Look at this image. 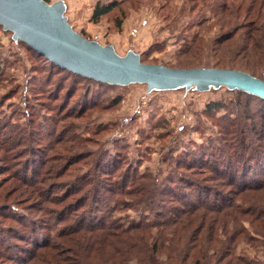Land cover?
<instances>
[{
	"label": "trees",
	"instance_id": "1",
	"mask_svg": "<svg viewBox=\"0 0 264 264\" xmlns=\"http://www.w3.org/2000/svg\"><path fill=\"white\" fill-rule=\"evenodd\" d=\"M209 2L220 33L210 42L193 37L180 51L188 63L178 68L236 69L264 80V0ZM118 6L117 1L97 3L92 21ZM205 52L211 60L202 63ZM43 58L61 72L93 81ZM230 120L219 140L183 153L163 177L124 168L126 158L108 152L95 157L91 170L69 171L93 155L73 145L62 148L69 158L50 159L48 129L41 133L37 123L28 134L0 123V170L19 161L24 165L12 171V188L0 191V263L254 264L237 251L241 244L264 245V109L251 127L237 117ZM14 131L19 135L11 136ZM229 135L235 138L230 141ZM73 136L57 143L81 140ZM59 160L63 166L51 163ZM25 204L36 217L15 212L14 206ZM126 210L141 215L123 223L117 214ZM5 221L15 226H3Z\"/></svg>",
	"mask_w": 264,
	"mask_h": 264
},
{
	"label": "rangeland",
	"instance_id": "2",
	"mask_svg": "<svg viewBox=\"0 0 264 264\" xmlns=\"http://www.w3.org/2000/svg\"><path fill=\"white\" fill-rule=\"evenodd\" d=\"M57 1H64L68 22L82 36L103 46H113L121 56L132 50L146 64L173 68L181 66L180 63L186 65L188 58L180 54L185 44H190L195 36L210 42L220 33L214 26L209 0H50L48 3ZM115 1L119 3L116 9L99 22L92 21L97 3ZM212 1L217 4L220 0ZM200 56L202 63L211 60L208 52ZM214 103L220 108L211 110L209 106ZM86 106L89 109L82 113ZM261 109L264 103L259 98L224 87L205 92L180 89L149 93L142 84L100 85L74 77L50 66L25 44L15 42L12 33L0 26V123L25 128L28 134L37 123L44 128L41 133L49 130L53 134L46 136L53 141L47 152L50 159L61 155L69 158L72 154L63 152L62 148L73 145H79L84 155H93L87 158L88 164L84 161L71 164L69 171L91 170L95 157L108 152L124 156L128 163L124 168L149 170L163 177L183 153L205 146L210 139L219 140L230 119L237 117L251 127L254 120H259ZM71 134L82 141L57 143ZM10 135L18 136L19 132ZM232 138L235 137L227 136L230 141ZM3 155L0 149V160ZM51 163L64 165L60 160ZM17 164L0 170V191L12 188L15 182L12 171L24 166L19 165L20 161ZM30 205L14 206V210L36 217L38 212L25 210ZM140 215L139 211L126 210L117 217L129 223ZM10 224L15 226L3 222V226ZM237 255L251 263L264 264V245L241 244Z\"/></svg>",
	"mask_w": 264,
	"mask_h": 264
},
{
	"label": "water",
	"instance_id": "3",
	"mask_svg": "<svg viewBox=\"0 0 264 264\" xmlns=\"http://www.w3.org/2000/svg\"><path fill=\"white\" fill-rule=\"evenodd\" d=\"M64 1L0 0V26L54 65L109 85L142 84L148 92L185 89L200 92L227 88L264 99V80L236 69L171 68L146 64L130 50L119 55L78 33L65 16Z\"/></svg>",
	"mask_w": 264,
	"mask_h": 264
}]
</instances>
